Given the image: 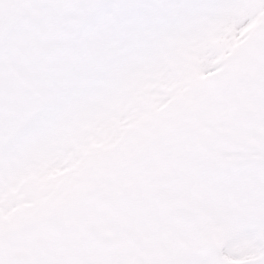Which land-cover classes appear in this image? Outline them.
<instances>
[{
  "label": "snow or ice",
  "instance_id": "snow-or-ice-1",
  "mask_svg": "<svg viewBox=\"0 0 264 264\" xmlns=\"http://www.w3.org/2000/svg\"><path fill=\"white\" fill-rule=\"evenodd\" d=\"M0 264H264V0H0Z\"/></svg>",
  "mask_w": 264,
  "mask_h": 264
}]
</instances>
